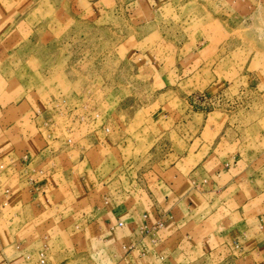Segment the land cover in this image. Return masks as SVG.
I'll return each instance as SVG.
<instances>
[{"label": "crops", "instance_id": "obj_1", "mask_svg": "<svg viewBox=\"0 0 264 264\" xmlns=\"http://www.w3.org/2000/svg\"><path fill=\"white\" fill-rule=\"evenodd\" d=\"M141 1L177 8L186 0ZM230 1L234 9L242 3ZM260 1V7L245 6V19L235 16L230 26L251 30L250 62L254 55L264 57ZM8 3L14 0H0V28L10 19ZM8 37L18 39L0 32V62L11 54L3 45ZM193 40L185 61L174 57L168 70L183 82L195 71L215 73L209 86L222 89L219 79L240 72L224 62L243 47L241 39L219 29ZM9 87L0 92V264H14L35 234L58 237L94 264H264V128L232 136L221 119L203 113L194 129L193 114H181L175 122L183 127L175 129L173 141L149 137L139 127L136 145L140 137L152 143L137 153L121 152L119 164L103 173L87 153L99 151V143L125 149L132 134L99 137L100 127L79 121L66 131L74 144L62 145L65 133L50 129L52 122L46 126V100L35 91L24 94L19 84ZM196 89L194 81L176 88L185 93L181 105Z\"/></svg>", "mask_w": 264, "mask_h": 264}, {"label": "rangeland", "instance_id": "obj_2", "mask_svg": "<svg viewBox=\"0 0 264 264\" xmlns=\"http://www.w3.org/2000/svg\"><path fill=\"white\" fill-rule=\"evenodd\" d=\"M23 1L6 5L10 19L0 28L3 34L18 36L3 42L11 54L0 62V92L19 84L24 94L35 91L44 98L46 126L52 122L50 129L65 133L59 141L65 146L74 144L66 140V131L79 121L100 127L99 137L132 134L125 149L120 143L119 148L99 143V151L87 153L99 171L106 173L119 164L121 152L134 148L137 153L152 143L146 145L140 137L141 144L136 145L139 127L149 137L155 134L166 143L173 141L178 127H183L175 122L181 114L183 118L193 114L194 129L203 113L221 119L232 136L264 128V57L254 55L250 62L253 48L246 40L251 30L230 28L235 16L245 19V6L259 5L260 0H242L238 9L229 5L230 0H186L177 8L141 0ZM219 17H228L227 24ZM219 29L225 35L237 34L243 43L224 62L240 72L221 76L220 90L209 86L217 78L212 72L195 71L187 82L175 79L168 70L174 57L185 61L193 36ZM192 80L199 89L181 105L179 97L185 93L176 88L185 89ZM62 155L74 158L71 153ZM43 246L46 260L40 263L37 251ZM64 246L58 237L35 234L14 264H94L88 253Z\"/></svg>", "mask_w": 264, "mask_h": 264}, {"label": "built area", "instance_id": "obj_3", "mask_svg": "<svg viewBox=\"0 0 264 264\" xmlns=\"http://www.w3.org/2000/svg\"><path fill=\"white\" fill-rule=\"evenodd\" d=\"M106 130H107V128H106ZM68 141H69V139H68ZM0 167L1 168L4 167V163H0ZM45 249L46 248L43 246L41 249H39L37 251V258H38V261L40 263H43L46 260V251H45Z\"/></svg>", "mask_w": 264, "mask_h": 264}]
</instances>
